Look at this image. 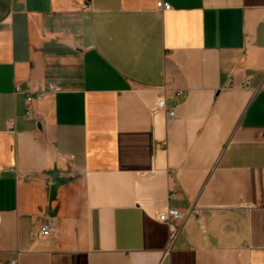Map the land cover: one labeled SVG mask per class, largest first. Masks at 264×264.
<instances>
[{
  "label": "crops",
  "instance_id": "obj_1",
  "mask_svg": "<svg viewBox=\"0 0 264 264\" xmlns=\"http://www.w3.org/2000/svg\"><path fill=\"white\" fill-rule=\"evenodd\" d=\"M158 1L0 0V263L264 264V0Z\"/></svg>",
  "mask_w": 264,
  "mask_h": 264
},
{
  "label": "built area",
  "instance_id": "obj_2",
  "mask_svg": "<svg viewBox=\"0 0 264 264\" xmlns=\"http://www.w3.org/2000/svg\"><path fill=\"white\" fill-rule=\"evenodd\" d=\"M157 9L162 10V11H169L171 9V5L169 3H166L163 0H160L157 3ZM19 91H20V87L17 86L16 92H19ZM47 91L57 93L60 91V88L54 84H49L47 86ZM42 96H43V93L39 92L36 94L35 97L29 96L28 101L31 102L33 100H39L42 98ZM166 96H167L166 91H163L159 95L157 105H156L155 109H153V110L155 112L166 111L169 119L172 120L175 118L176 113L173 110H167L166 109ZM25 117L28 119H31L34 117V113L31 111H27ZM158 220L161 223L167 224L169 227V243H168V247H167V251H168V250H170L171 246L177 240L180 233L182 232L185 216L180 211H178L176 209H171V210H167V211L163 212L158 217ZM0 222H1V216H0ZM56 233H57V227L53 223H44L41 226V228L38 232V235H39V237L47 238V237H51V236L55 235ZM0 264H17V263L10 262V263H0Z\"/></svg>",
  "mask_w": 264,
  "mask_h": 264
}]
</instances>
